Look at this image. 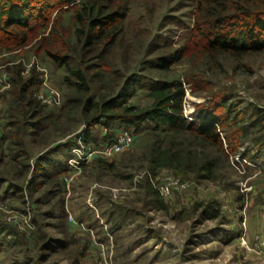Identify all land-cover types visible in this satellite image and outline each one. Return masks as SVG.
Masks as SVG:
<instances>
[{
  "label": "rangeland",
  "instance_id": "374dc122",
  "mask_svg": "<svg viewBox=\"0 0 264 264\" xmlns=\"http://www.w3.org/2000/svg\"><path fill=\"white\" fill-rule=\"evenodd\" d=\"M44 1L37 0L43 7ZM83 1L72 0L69 7ZM94 1L124 18L115 23L116 39L104 60L88 62L112 73L93 78L87 97L100 100L109 88L115 95L135 79L127 105L146 109L154 101L152 83L182 82L190 121L208 110L225 113L222 100L247 116L264 111V50L203 49L195 35L199 0ZM57 2L47 11L51 21L59 18V39L49 35L50 28H38L40 35L22 49H0V67L10 77L16 64L24 78L37 73L35 96L45 74L60 93L59 104H41V115L26 123L19 149L1 139L12 128L10 97H3L11 87L0 90V228L13 231L8 238L0 235V264H98L103 250L110 264H264V143L254 141L264 137V125L241 136L233 153L188 131H162L145 122L134 129L128 150L69 166L74 148L82 143L98 148L125 126L91 125L93 112L69 103L75 88L65 80L66 67L47 50L63 52L59 46L65 41L72 46L78 25L75 7L60 12L68 5ZM161 60L169 65L159 67ZM98 72L93 68L90 74ZM160 147L186 156L184 164L155 166L152 157ZM200 154L215 164L211 179L194 169ZM174 179L179 183L169 194L159 191L168 206L160 208L156 186Z\"/></svg>",
  "mask_w": 264,
  "mask_h": 264
},
{
  "label": "trees",
  "instance_id": "16d2710c",
  "mask_svg": "<svg viewBox=\"0 0 264 264\" xmlns=\"http://www.w3.org/2000/svg\"><path fill=\"white\" fill-rule=\"evenodd\" d=\"M51 1L45 0L43 7L37 0H4V3L0 4V49L12 52L22 49L40 35L38 28H50L49 35L59 39L56 25L59 18L51 21L52 12L47 11V7L54 6L50 4ZM54 1L67 3V8L61 9L60 12L75 7L73 5L69 7L72 0ZM98 4L99 2L94 0H84L81 6L74 8L72 16L78 26L72 33L74 39L72 46L63 36L65 42L59 46L64 48L63 52L47 50V54L55 63L66 67L68 75L65 80L75 88L76 94L69 99V103L76 106L84 105L87 111L93 112L91 125L103 122L110 127L113 123L119 122L125 127L139 129L145 122H151L154 123V129L188 131L218 146L222 152L228 150L233 153L239 150L241 136L249 137L253 129L263 127L264 111L257 110L247 116L246 111H239L234 104H227L226 100H222L225 113L208 110L199 114L198 120H188L184 115L186 89L182 82L152 83L149 95L154 101L151 107L146 109L127 105V99L133 95V90L129 91V89L133 88L135 79L127 81L115 95L109 88V91L106 90L100 96V100L87 97L91 91L90 83L93 78L112 73L107 68H103L102 63L91 67L88 62L95 58L104 60L116 39L115 23L124 18L122 13L114 10V7L104 12L102 5ZM197 8L198 34L195 35L201 37L202 47L206 51L221 50L244 54L264 50V0H199ZM50 22L51 26H49ZM46 39L49 38L44 37V40ZM96 47H99L98 50L93 52ZM168 65L169 62L164 60L158 64L161 68H166ZM93 68L101 69V72L91 75L90 71ZM22 71L21 64H16L10 70L11 89L3 97H10L7 127L14 128L1 137L3 141L10 139L11 145L19 149L23 146L24 126L29 119L40 116L42 112V105L35 96L39 77L33 72L29 77L24 78ZM104 71L108 72L104 73ZM254 139L259 145L264 143L262 136ZM225 144H227L226 148ZM195 157L194 169L203 172L201 178L211 179L215 173L213 160L201 154ZM245 157H250V153L247 152ZM185 160L186 156L170 153L169 149L162 147L156 148L152 157V163L157 167L182 166ZM155 192L157 199L162 201L159 203L160 208H167L160 192L157 189ZM12 232L7 228H0V235L4 237L12 236Z\"/></svg>",
  "mask_w": 264,
  "mask_h": 264
},
{
  "label": "built area",
  "instance_id": "2783aa9c",
  "mask_svg": "<svg viewBox=\"0 0 264 264\" xmlns=\"http://www.w3.org/2000/svg\"><path fill=\"white\" fill-rule=\"evenodd\" d=\"M26 71L27 70L24 72ZM10 86L11 79L8 71L3 70L2 67H0V90L7 89ZM36 97L38 101L45 106H54L60 103V93L58 89L48 80L47 74L42 75V85L37 90ZM134 129V127H124L118 129L114 138L100 145L98 148H93L92 146H88L84 143L80 144L79 147L73 149L75 156L69 158V166H72L73 168H79L81 165L92 161L97 156L110 158L116 154L128 150L135 141L136 133H134ZM178 183L179 181L174 179L169 180L168 183L165 182L158 184L156 187L161 193L169 194L173 189L171 186ZM181 186L185 188L186 184H181ZM0 205H2L1 202ZM106 255V251L103 250L98 264H110Z\"/></svg>",
  "mask_w": 264,
  "mask_h": 264
},
{
  "label": "crops",
  "instance_id": "0c3cea01",
  "mask_svg": "<svg viewBox=\"0 0 264 264\" xmlns=\"http://www.w3.org/2000/svg\"><path fill=\"white\" fill-rule=\"evenodd\" d=\"M0 131H1V128H0ZM0 134H1V132H0Z\"/></svg>",
  "mask_w": 264,
  "mask_h": 264
}]
</instances>
